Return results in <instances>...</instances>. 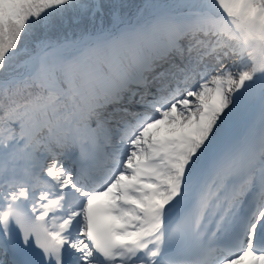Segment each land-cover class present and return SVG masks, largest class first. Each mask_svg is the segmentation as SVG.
Here are the masks:
<instances>
[{
	"label": "snow or ice",
	"instance_id": "6c2138e0",
	"mask_svg": "<svg viewBox=\"0 0 264 264\" xmlns=\"http://www.w3.org/2000/svg\"><path fill=\"white\" fill-rule=\"evenodd\" d=\"M0 264H264V0H0Z\"/></svg>",
	"mask_w": 264,
	"mask_h": 264
},
{
	"label": "trees",
	"instance_id": "16d2710c",
	"mask_svg": "<svg viewBox=\"0 0 264 264\" xmlns=\"http://www.w3.org/2000/svg\"><path fill=\"white\" fill-rule=\"evenodd\" d=\"M160 2H162V3H163V2H167V0H160Z\"/></svg>",
	"mask_w": 264,
	"mask_h": 264
}]
</instances>
